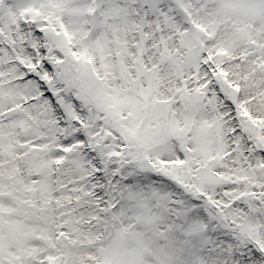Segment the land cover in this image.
<instances>
[{
	"label": "snow or ice",
	"instance_id": "6c2138e0",
	"mask_svg": "<svg viewBox=\"0 0 264 264\" xmlns=\"http://www.w3.org/2000/svg\"><path fill=\"white\" fill-rule=\"evenodd\" d=\"M0 264H264V0H0Z\"/></svg>",
	"mask_w": 264,
	"mask_h": 264
}]
</instances>
